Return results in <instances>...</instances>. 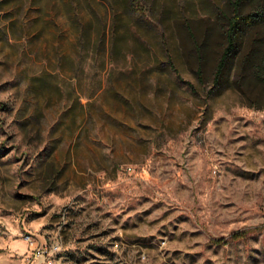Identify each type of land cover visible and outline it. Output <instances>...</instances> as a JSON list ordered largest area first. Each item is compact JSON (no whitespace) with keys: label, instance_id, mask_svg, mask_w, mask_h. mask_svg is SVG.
<instances>
[{"label":"rangeland","instance_id":"obj_1","mask_svg":"<svg viewBox=\"0 0 264 264\" xmlns=\"http://www.w3.org/2000/svg\"><path fill=\"white\" fill-rule=\"evenodd\" d=\"M111 1L100 60L108 0H0V264H264L253 34L217 83L228 0Z\"/></svg>","mask_w":264,"mask_h":264},{"label":"trees","instance_id":"obj_2","mask_svg":"<svg viewBox=\"0 0 264 264\" xmlns=\"http://www.w3.org/2000/svg\"><path fill=\"white\" fill-rule=\"evenodd\" d=\"M246 2L251 3V9L248 12H242V6ZM122 3L123 6L121 10L124 9L128 13L133 14L132 11L134 8H138L143 12H146L147 10H143L145 9V5H148L149 9L152 8L153 10L155 1L122 0ZM106 5L107 9L110 8L112 17H110L109 21L108 19L105 20V18H101L102 30H100L99 33L97 32L98 34L95 35L91 46V51L94 54H97V57L100 60L101 45H103L104 51L108 46L107 31L105 30V27L109 22V31L112 33L117 22L116 12L118 7L116 3L114 1L108 0ZM228 7L229 14L226 16V24L224 29L225 46L216 64L214 80L217 83L220 82L228 65L234 62L237 58H240L239 54L243 47L244 39L248 35L253 34L252 38L254 39H252L253 41H250V45H252L251 51L245 54V57L240 58L237 61V64L240 65L242 69L246 67V72L241 74V76L247 77L249 81H255L264 85V50L262 47L264 42V33L262 34L258 32L259 28H264V0H228ZM133 16L135 17L134 21H136L138 24H143V22H146L145 20H147L145 17L143 19L141 17L135 16L134 14ZM145 16L147 18V15ZM84 35L85 33L81 31L77 37L78 43H83ZM87 42H92V39H87ZM109 49L112 50V43H110ZM102 60L105 61V57H103ZM107 60L112 61V57H108ZM198 72H200V70ZM240 235H242V233L237 231L234 232L231 237ZM213 241L220 243L223 241V238H215Z\"/></svg>","mask_w":264,"mask_h":264}]
</instances>
